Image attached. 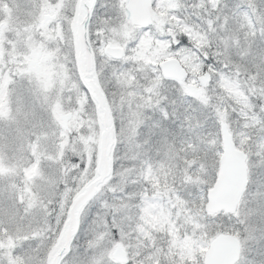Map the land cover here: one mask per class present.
<instances>
[{
    "label": "snow or ice",
    "instance_id": "6c2138e0",
    "mask_svg": "<svg viewBox=\"0 0 264 264\" xmlns=\"http://www.w3.org/2000/svg\"><path fill=\"white\" fill-rule=\"evenodd\" d=\"M0 264H264V0H0Z\"/></svg>",
    "mask_w": 264,
    "mask_h": 264
}]
</instances>
